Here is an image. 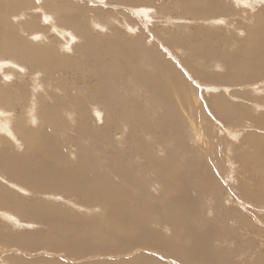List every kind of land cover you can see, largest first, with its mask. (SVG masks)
<instances>
[{
	"label": "bare ground",
	"instance_id": "6f19581e",
	"mask_svg": "<svg viewBox=\"0 0 264 264\" xmlns=\"http://www.w3.org/2000/svg\"><path fill=\"white\" fill-rule=\"evenodd\" d=\"M125 1L135 2V5L157 3L162 7L159 13H169L157 0ZM176 1L174 7L180 13L184 11V18L190 14L209 25L217 24L223 17L237 16L235 8H228L226 0L192 4ZM27 4V0H0V135L7 139L0 142V224L10 230L16 231L14 227H17L23 231L9 242L24 252L31 253L39 247L74 260L90 255L113 257L136 253L133 257L103 260L98 264H218L226 257L225 253L235 254L234 245L225 243L236 238L223 225L228 217L218 222L208 218L209 222L202 226L195 222L204 219L198 212H201L199 202L206 197V185L213 176L206 164L197 161L195 153L193 155L191 136L194 135L195 144L203 148L207 139L188 115L192 109L188 89L197 99V105L198 96L191 88L190 79L195 78L200 87L217 91L210 94L212 117L216 114L219 117L234 115L237 119L240 115L255 118L250 112L257 111L259 104L251 96L250 88L249 93L242 94L241 101L232 106L227 96L236 97L237 92L225 87L264 81V7L248 32V46L244 44L243 52L235 57L226 51L210 50L207 40L202 44L180 45L179 49L187 55L190 49L206 59L219 55L225 58L228 72L223 76L215 72L217 65L203 64L202 70L191 56L183 59L184 74L166 59L162 49L148 46V50L140 54L128 49L137 42L129 36L120 39L124 43L117 51L114 46L98 50L104 40L94 34L91 23L97 24L96 20L83 18L79 10L68 14L55 5L53 10L44 4L35 5L32 10L42 9V16L47 17L44 20H49H45V25L44 20L39 22L40 15L26 18V13L17 11ZM51 14L53 18H49ZM228 19L234 22L233 17ZM71 27L83 40L82 52L71 47L69 51L75 53L65 54L61 50L72 43L68 34L73 32ZM51 30L62 40L56 36L49 39ZM219 38L225 44L233 37ZM160 41L163 47L177 48L171 39ZM6 55L10 57L8 60ZM83 64L90 66L84 68ZM73 72L77 74L75 84L65 81ZM190 72L191 76L187 77ZM184 92L186 99L180 95ZM143 107L150 110L154 124L143 118ZM197 107L199 114L205 110L203 104ZM100 110L107 115L102 125L99 124ZM109 112L118 113L121 120L113 119ZM68 114L72 115L66 117ZM62 116L67 126L77 131L74 147L67 148L58 140L60 129L66 128L61 124ZM251 116L249 121L255 124ZM199 117L211 121L205 116ZM263 127L260 125L264 131ZM145 135L153 141L148 143ZM22 144L23 153L12 151ZM255 158L253 166L262 170L264 182V145L259 146ZM152 188L160 192L158 197L151 193ZM210 189L212 196L215 189ZM75 192L81 194L76 202L65 197ZM213 200L219 202L218 198ZM70 205L78 206L81 212L69 211ZM96 208L102 210L99 215H93ZM229 218L232 225L244 219L234 215ZM25 226L36 229L29 235L23 229ZM219 236L224 240L220 241ZM14 259L18 264H69L48 258L27 261L29 259L16 256Z\"/></svg>",
	"mask_w": 264,
	"mask_h": 264
},
{
	"label": "rangeland",
	"instance_id": "374dc122",
	"mask_svg": "<svg viewBox=\"0 0 264 264\" xmlns=\"http://www.w3.org/2000/svg\"><path fill=\"white\" fill-rule=\"evenodd\" d=\"M124 1L125 0H111V1L110 0H38V1L37 0H27L28 2L27 6L21 5L17 11L23 12V14L26 13V18H32L35 15L36 16L40 15L41 17H43L42 9L35 8L34 10H32L33 9L32 7H34L35 5H39V4L40 5L44 4L49 9H52V10L54 9L53 5L58 6L59 8H62L63 11H65L68 14H70L71 12L75 13L76 10H79L78 13L79 15L83 16V18L86 17L85 19L87 20L94 19L97 22V24L91 23L92 27L94 28L93 29L94 34L98 35L99 37L102 38V40H104V44L101 45V47L102 46L103 47L102 48L98 47V50H105V49L107 50L108 48H111L112 46H114L117 51L120 48V46L124 43L120 41V39H122V37H125V36L126 38H128L129 36L133 38L134 40H136L137 42L134 43V45H131V47L129 48L127 47L128 49L130 50L133 49L135 50V52L138 51V53L139 52L144 53L145 51H147L148 46H149V49L153 47L162 49L163 52L165 53L166 59H168L175 66L181 69L184 74H185V70L183 66V59L189 58V56H191V59L193 61H196L194 63L202 67V70H204L203 69L205 67L204 65L213 64V65H217L218 67V68L217 67L214 68L215 72H218V73L220 72V74H222L223 76L224 75L226 76L228 72V65H227L225 58H221V56L219 55L217 57H214L213 59H206V56L204 57L201 55L199 56L197 54V51H193V50L189 51L190 49L186 51V52H189V54L187 55L186 53H183L181 49H179L180 45L186 46V43L202 44L205 40H207L208 44H210L209 45L210 50L214 49L215 51L219 53L226 51L227 54L232 53L231 56L235 57L237 54L243 52V49H245L244 44L248 46L249 40H246L248 38V32L255 25V18L257 17V13L264 7V0H245V1L244 0H241V1L226 0L227 2H229L228 8L232 9L234 7L235 12L237 11L236 12L237 16L233 15L231 17L229 16L223 17V19L217 23L218 25H220V27H218L216 23L215 24L212 23L213 25L212 24L209 25V23L204 22L200 20L199 18L194 19L192 15L190 14L189 15L186 14L185 15L186 18H184L183 17L184 11L180 13L181 11L177 10V8L174 7L175 3L177 2L176 0H157L156 1L158 3H162L166 9H169L168 10L169 13H166V12L159 13L158 10L159 8H162V7L158 5L157 3H155V5H150L149 3L143 2L139 4L136 3L137 5L136 6L135 2L132 3L131 1H125V2ZM178 1H180L181 3L192 4L196 2H201L203 0H200V1L199 0H185V1L178 0ZM119 2L120 3L122 2V3L120 4ZM147 6H151V7H147ZM40 16H39V22L40 21L43 22L44 18H47V17H43V19H41ZM232 17L234 19V22L231 19H228ZM17 18H20V17H17ZM49 18H53V15L51 14ZM47 21L43 23L47 25ZM224 21L226 23L227 22L229 23L226 25ZM198 29H200L199 31H201V33L198 32ZM70 30L73 31L72 33L68 32V34L72 37L71 39L72 43L66 49H62L61 51H63L65 54H74L75 52L71 53L72 51L71 47H72V49H75V50L77 49V51L82 52L81 47L83 46V40L80 37H78L79 35L78 31H76L72 27L70 28ZM225 35L228 37H233V38H231L229 41H226V43L223 44L222 40L219 37H226ZM48 36H49V39L51 37L56 36L58 37L59 41L62 40V38L58 36V34H56L55 30H51L48 33ZM205 37L207 39H205ZM78 38L80 39L78 40ZM162 38H165L166 40L171 39L173 43L174 42L176 43L174 46H176L177 48L175 47H174L175 49L169 48V47H166L165 45L163 47V44H161L162 41H160ZM136 44H137V47H136ZM185 50H187V48ZM197 56L200 57V59L202 60L196 58ZM4 57L7 58L6 60L10 58L7 55ZM105 59H111V57H108ZM203 59H205V61ZM89 66H90L89 64H83L84 68L89 67ZM76 75L77 74L73 72L72 76L65 81H68L71 84L77 83ZM188 76L189 77L191 76V72L187 74V77ZM183 79L186 82L185 88L188 89L189 87L187 85V81L184 77ZM195 81L196 79L193 78V79H190L189 83L192 84L191 88L194 89V91L196 92L199 102L197 105V99H195L194 94L188 89L189 94H190L189 101L191 103V108L194 110L193 112H195V113H192V109H191L188 115L195 123H197L200 126L201 132L204 134L203 136H205V139H207L206 140L207 144L205 145V148L197 146L194 140L195 137L194 135H192L190 138L192 142L191 148L195 150L193 151V155L194 153L196 154L197 161L199 160V162L205 163L208 170H210L209 172L213 176L211 183L210 182L207 183L205 191H207V188H208V191L210 188L215 189L213 190L214 194L212 196L210 195L211 193L207 191L206 197H204L203 200H200L199 204H201V212H203L204 214L201 213L198 209L197 210L204 217V219H202L203 222L202 220H195V222H197L200 226H202L209 222V221L207 222L208 218H210L211 220L212 219L215 220V222H218L222 218L228 217V219L227 218L224 219L226 223L223 221L224 222L223 225L231 233L233 232L232 234L236 238L235 239L233 238L234 240L232 239L231 243L227 241L225 243H226V246L228 244H231L232 246L234 245L233 247H235L234 249L236 252L235 254L233 253L230 255H228V253H225L226 257L219 260L218 264H264V209H263L264 208V196H263L264 195V182L261 177L262 170L258 167L253 166V163L256 160L255 156H256L259 146L264 145V131L260 128V125L262 126L264 125V119L260 120V117L264 115V109H263L264 107V81L263 82H260V81L250 82L245 85L227 84L230 86L225 87L227 90L231 92L232 91L237 92L236 97H233L231 95H230L231 97L227 96V99L229 100L232 106H234L235 102H236L235 105H237V102L241 101V98H240L241 95L244 93H247L250 90L251 96L255 99V102L259 104L258 109H257L258 112L254 109H252L250 112L255 117L253 119V117L250 115L251 118L254 120L255 124L249 121L250 116L246 118L244 115L238 116V118L242 120L237 119V117L234 118V115H230L227 117L221 115L219 117L215 114L212 117L210 107H209V103L211 102L210 94H214L217 91L208 89L205 86L200 87L199 82L196 81L197 82L196 83ZM209 84L219 85L221 87H224L226 85V84L222 85L223 83L221 84L209 83ZM243 86H244V89H243ZM255 87H257L256 92L254 91ZM17 88H18V85H17ZM223 90L224 89H222L221 91L223 92ZM72 94L79 95L77 92H72ZM224 94L227 95V93H225V90H224ZM180 95L183 96V99H186L185 92ZM202 98L204 100H202ZM108 100H111V99L108 98ZM202 104L205 107V110L203 111L202 109L199 114L197 113V108H198L197 106L202 105ZM142 109L144 111L143 118L145 120H148L152 124H154V117L152 116L150 110L147 107H143ZM100 112H101L100 113L101 120L99 124L102 125L101 123L105 124V121H107L106 120L107 115H106V112H104V110H100ZM109 113L113 119L121 120V116H119L118 113H115V112H109ZM196 113L198 117H196L195 115ZM193 114H194V117L196 118L193 117ZM71 115L68 114V116L66 117H69ZM56 116L58 118V116L60 115H56ZM199 116H205L206 118L211 120L209 121L210 123L204 121V117H202L201 119ZM242 116L244 119L242 118ZM64 118L65 117L62 116L60 121H61V124L66 125V128L60 129L61 132L57 134L58 140L61 144L63 143L64 146H66L67 148H70L72 146L74 147L75 139L78 138L77 131L67 126ZM239 125L242 128H240ZM230 127H234L235 129H230ZM121 134L122 133H120L119 136ZM253 134L255 137L253 136ZM249 136L251 138L252 137L254 138L252 142ZM259 137H263V138L259 139ZM145 138L148 143H151L153 141L151 137H148L146 135H145ZM0 139H1L0 142L7 140V139H3L1 135H0ZM13 149L12 151L14 153L21 154L24 151L23 150L24 144L20 146L18 145L14 147ZM180 152L182 151H179V153ZM136 170L138 169H135V171ZM109 177H111V175H109ZM111 178L118 180L114 176ZM212 189H210V191ZM151 190H152L151 193L155 195L156 197L160 195V192H158L157 188H152ZM214 191H217V194H215L216 192ZM76 193L77 192L71 195H67L65 197L67 199L71 198L74 202H76L77 198L81 197L80 196L81 194H76ZM26 197L32 198L30 197V195H27ZM216 198L219 199L218 203L214 202L215 200H213ZM61 200L65 201L63 199ZM216 204H217V207L215 209ZM70 206L71 207L69 211L73 212L72 210H75L77 212H81L79 211L78 208H76L78 206L76 207H73L72 205ZM67 207L69 208L68 204H67ZM101 211H102L101 209L96 208L93 215H99ZM230 215H234L235 217L240 216L244 219L243 221L241 220L239 224L232 225L231 218H229ZM3 221L4 220H2V222ZM261 224L263 227L261 226ZM14 229L16 231H14L13 229H11L13 230L11 231L7 227H2V223L0 224V244L3 245L4 248L14 247L10 250L8 248H5V249H3V247L0 248V251L2 252V254H0V264H18L17 262H14V260L16 261V259H14L16 256H21V257H24V259L25 258L29 259V260L25 259L27 261H38L41 259L48 258L51 260L65 261L69 264H73V263L74 264H93V263L98 264L100 263V261L103 262V260L115 261V259L118 260L121 258H129L130 256L133 257L136 255V253L135 254L128 253L126 255L124 254L125 256L123 255V256H113V257L112 256L103 257V256H91L90 255V256H86V257L74 260L71 258H65L67 256H65V254L63 253L59 254V253H55L54 251L50 252L47 249H43L39 247H36V249L33 252L28 253V252L22 251L23 249L18 250L17 248H15L18 246H13L12 245L13 242H9V241L16 239L21 234H23V231L21 232V229L18 230L17 227H14ZM23 229L26 230L25 233H28L29 235H31L34 233L33 231L36 228L35 227L29 228V226H25L23 227ZM43 230L45 231L46 228H44ZM223 230H226V229H223ZM219 238H220V241L224 240V237L219 236ZM218 241L219 239L216 240L217 243ZM166 263L172 264L173 262L172 263L166 262Z\"/></svg>",
	"mask_w": 264,
	"mask_h": 264
}]
</instances>
